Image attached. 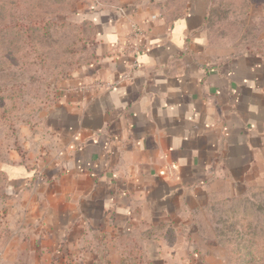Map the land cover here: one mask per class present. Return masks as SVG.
I'll use <instances>...</instances> for the list:
<instances>
[{
    "label": "crops",
    "instance_id": "1",
    "mask_svg": "<svg viewBox=\"0 0 264 264\" xmlns=\"http://www.w3.org/2000/svg\"><path fill=\"white\" fill-rule=\"evenodd\" d=\"M184 1L175 17L151 3L82 15L89 59L21 128L25 161L2 167L30 264H115L121 241L159 239L217 193L264 191V33L224 53L211 0Z\"/></svg>",
    "mask_w": 264,
    "mask_h": 264
},
{
    "label": "rangeland",
    "instance_id": "2",
    "mask_svg": "<svg viewBox=\"0 0 264 264\" xmlns=\"http://www.w3.org/2000/svg\"><path fill=\"white\" fill-rule=\"evenodd\" d=\"M213 1L220 11L214 21L221 22L219 29L216 24L211 27L216 49L234 55L261 46L264 0ZM143 3L167 14L171 11V17L185 8L184 0H0V92L8 95L0 100V264L33 260L16 250L11 238L6 206L13 193L7 189L9 180L2 167L14 162V154L22 160L26 156L20 144L25 134L21 128L36 131L53 83L89 59L83 46L91 31L82 23V15L96 8ZM155 235L159 239L143 245L136 242L152 264H264V191L217 193L175 226L166 225ZM127 247V251L122 248L124 252L138 253L134 242ZM135 258L134 264H143L139 255ZM117 259L115 264H122Z\"/></svg>",
    "mask_w": 264,
    "mask_h": 264
},
{
    "label": "trees",
    "instance_id": "3",
    "mask_svg": "<svg viewBox=\"0 0 264 264\" xmlns=\"http://www.w3.org/2000/svg\"><path fill=\"white\" fill-rule=\"evenodd\" d=\"M211 4L212 5H211V8H210V15H209L208 19L206 20L207 21V26H208L209 31H210V34H211V27H214V26H212L213 24H216L217 28L219 27V24H221V22H216L215 23V21H214L215 18L216 17H220V11H219L218 7H215L216 4H214V1L213 0H211ZM246 13H248V11H246ZM252 31H253V29H252ZM6 96H8V95H6V93L5 94H2L0 92V100L3 98V100L5 101L6 98H7ZM23 161H25V158L24 157H23ZM129 242H131V243L134 242L138 253L136 252V250L134 251L133 254L130 253L131 250L128 253L123 251L122 248H124L126 251L128 250L127 243H129ZM136 242H138V241H136L134 239H130V238L125 239V240H123V241L120 242V247H121L120 251L122 252V256H121L122 264H134V262H136L135 261L136 260L135 256H137V255H139V257H141V258H138V260H143V264H152L149 260H147V259L145 260V258H147V257L144 254V252L141 250L140 246ZM127 257H131L133 259H131L130 261H128V260H126ZM102 264H110V260L107 257H104Z\"/></svg>",
    "mask_w": 264,
    "mask_h": 264
},
{
    "label": "built area",
    "instance_id": "4",
    "mask_svg": "<svg viewBox=\"0 0 264 264\" xmlns=\"http://www.w3.org/2000/svg\"><path fill=\"white\" fill-rule=\"evenodd\" d=\"M137 55H138L137 52H135V57H137ZM136 65H138V64H136Z\"/></svg>",
    "mask_w": 264,
    "mask_h": 264
}]
</instances>
